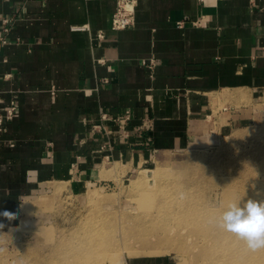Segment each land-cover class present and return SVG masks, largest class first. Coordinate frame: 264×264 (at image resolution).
<instances>
[{
    "label": "crops",
    "instance_id": "0c3cea01",
    "mask_svg": "<svg viewBox=\"0 0 264 264\" xmlns=\"http://www.w3.org/2000/svg\"><path fill=\"white\" fill-rule=\"evenodd\" d=\"M124 2L134 24L114 31ZM0 18V114L17 105L0 131V230L49 184L79 193L115 163L247 125L264 100V0H0ZM126 112L127 137L109 120L110 136L91 133Z\"/></svg>",
    "mask_w": 264,
    "mask_h": 264
},
{
    "label": "rangeland",
    "instance_id": "374dc122",
    "mask_svg": "<svg viewBox=\"0 0 264 264\" xmlns=\"http://www.w3.org/2000/svg\"><path fill=\"white\" fill-rule=\"evenodd\" d=\"M259 103L247 125L128 173L115 163L101 170L104 182L79 193L49 184L29 213L0 230V264H264V249H248L214 222L229 202L264 199ZM238 134L247 137L224 144ZM216 244L226 246L213 252Z\"/></svg>",
    "mask_w": 264,
    "mask_h": 264
},
{
    "label": "clouds",
    "instance_id": "9594fccd",
    "mask_svg": "<svg viewBox=\"0 0 264 264\" xmlns=\"http://www.w3.org/2000/svg\"><path fill=\"white\" fill-rule=\"evenodd\" d=\"M3 215L13 218V214L8 212ZM214 222L218 228L243 241L248 249H264V199L248 197L229 202L222 211H218Z\"/></svg>",
    "mask_w": 264,
    "mask_h": 264
},
{
    "label": "built area",
    "instance_id": "2783aa9c",
    "mask_svg": "<svg viewBox=\"0 0 264 264\" xmlns=\"http://www.w3.org/2000/svg\"><path fill=\"white\" fill-rule=\"evenodd\" d=\"M127 3H122L118 5L116 8L113 16H112V30L119 31L123 29H127L133 26L134 19H133V12L131 10V7H127ZM12 19L8 18H0V26L2 27L0 32V43H4L5 40L3 38V34L7 33L8 26L11 24ZM178 27L182 26V23L177 24ZM99 38H102V35L99 36ZM17 111V105L15 102H11L8 109L6 110L5 114H0V131H3V125L5 122L11 121L15 113ZM130 119V113L126 112L124 116L122 117H114L112 119H108L106 115L101 116V123L92 125L91 126V133L94 135L96 133H102L105 136H110L112 132L110 130H107L106 127L102 124L104 121H111L113 124L117 125V128L119 131H123L121 135H119V138H125L127 137L124 130L125 125ZM104 147L110 148V146L103 145L101 146L100 150H103Z\"/></svg>",
    "mask_w": 264,
    "mask_h": 264
},
{
    "label": "bare ground",
    "instance_id": "6f19581e",
    "mask_svg": "<svg viewBox=\"0 0 264 264\" xmlns=\"http://www.w3.org/2000/svg\"><path fill=\"white\" fill-rule=\"evenodd\" d=\"M127 7H129V6H127ZM247 137V135H245V136H243L242 134H238V136L236 137V138H234V140H231V138L230 139H227L226 141V143H224L225 145L226 144H228V143H230V142H233V141H236V140H238V141H241L242 139H244V138H246ZM225 139V138H224ZM225 141V140H224ZM236 195V198H237V194H235ZM207 201H206V207H207ZM35 205V203L33 202V203H30V202H26V203H24L23 205H22V207H21V211L22 212H24L25 214H27V213H29L31 210H32V208H33V206ZM211 216V215H210ZM209 217H207V219H208ZM226 242V241H225ZM221 246V249H224V247L226 246V245H224V247L222 246V245H220ZM220 246L218 247V245L216 244V246H214V247H212L214 250H213V252H217V251H220V249H218V248H220Z\"/></svg>",
    "mask_w": 264,
    "mask_h": 264
}]
</instances>
